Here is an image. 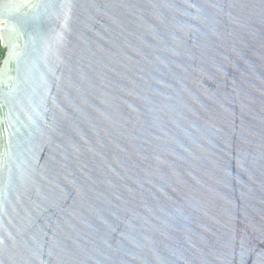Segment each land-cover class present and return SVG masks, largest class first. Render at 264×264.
Here are the masks:
<instances>
[{
    "label": "water",
    "instance_id": "obj_1",
    "mask_svg": "<svg viewBox=\"0 0 264 264\" xmlns=\"http://www.w3.org/2000/svg\"><path fill=\"white\" fill-rule=\"evenodd\" d=\"M0 264H264V0H0Z\"/></svg>",
    "mask_w": 264,
    "mask_h": 264
},
{
    "label": "trees",
    "instance_id": "obj_2",
    "mask_svg": "<svg viewBox=\"0 0 264 264\" xmlns=\"http://www.w3.org/2000/svg\"><path fill=\"white\" fill-rule=\"evenodd\" d=\"M3 56V49H2V47H1V45H0V58Z\"/></svg>",
    "mask_w": 264,
    "mask_h": 264
}]
</instances>
